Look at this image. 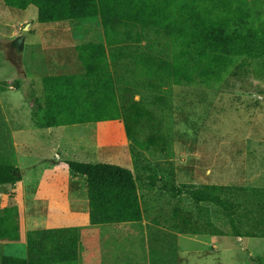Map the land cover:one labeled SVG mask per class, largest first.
<instances>
[{"label":"trees","instance_id":"trees-1","mask_svg":"<svg viewBox=\"0 0 264 264\" xmlns=\"http://www.w3.org/2000/svg\"><path fill=\"white\" fill-rule=\"evenodd\" d=\"M3 1L18 9L36 6L41 23L86 22L102 16L163 30L173 46L186 50L193 82L210 87L220 85L228 74L248 73L251 59H264L260 0ZM76 50L84 71L44 76L42 98L31 94L32 117L38 127L123 122L135 170L108 162L66 161L75 174L86 178L91 223L141 222L145 218L141 190L157 186L173 198L191 201L190 208L175 204L165 220L175 232L264 238V186L177 184L172 100L118 84L103 42L85 41ZM150 156L168 164V176L159 185ZM22 180L21 168L0 154V192L7 193V186ZM21 229L18 206L5 207L0 213V241L20 240ZM78 246L76 227L30 230L27 257L4 255L1 264H77Z\"/></svg>","mask_w":264,"mask_h":264},{"label":"rangeland","instance_id":"rangeland-1","mask_svg":"<svg viewBox=\"0 0 264 264\" xmlns=\"http://www.w3.org/2000/svg\"><path fill=\"white\" fill-rule=\"evenodd\" d=\"M260 1L264 3V0ZM37 15L38 10L34 5L18 9L0 0V154L11 161H14L11 127L33 124L31 94L34 91L38 98L43 96L41 78H37L36 82L29 81L23 74V70H26L24 63L40 57V52L30 56L26 54L24 62L23 38L28 41L45 39L44 31L57 24L41 23ZM63 26L78 30L84 41L106 42L118 84L135 87L140 93L162 94L172 100L173 161L177 184L211 181L238 184L240 176H246L247 168L241 164V157L248 150L241 148L240 143L264 142V59H251L246 66L248 73L241 77L228 74L220 85L210 87L193 82L186 50L173 46L170 35L163 30L102 16L86 22L70 21ZM123 126L122 121H104L84 123L74 128L80 131L79 135L90 140L92 137L97 138L93 134L96 130L100 131L99 139L105 138L110 131L117 137L116 148L102 147L104 155H93L86 161L108 162L127 168L133 166L135 170L128 140L125 143L120 141L125 138V130L120 135ZM76 145L77 140H64L58 148L62 159L57 164L65 172L70 169L64 159L74 157L71 153L77 150ZM36 161L26 158L19 166L28 188L34 184L33 177L36 174L54 166L49 162L30 164ZM149 163L158 172L159 185L168 176V164L157 156H150ZM261 163L264 164V161ZM248 172L254 177L264 176V172L255 169H249ZM19 186L20 183L9 185L6 191L12 193ZM141 192L144 193L147 220L166 224L165 220L175 204L191 207L187 197L173 198L160 192L157 186L152 191L144 187ZM4 201L5 197L0 193V208ZM216 223L223 226L222 220L217 219ZM199 238L215 237L203 235ZM181 243L186 249L181 252V256L188 264H247L250 253L264 255V238L261 237L239 239L219 236L218 249H210L208 253L196 252L195 249H199L197 243L189 241L186 236L181 238ZM120 250L114 249L111 244L108 255H119ZM120 256L127 264L142 262L137 254L128 249L122 250Z\"/></svg>","mask_w":264,"mask_h":264},{"label":"crops","instance_id":"crops-1","mask_svg":"<svg viewBox=\"0 0 264 264\" xmlns=\"http://www.w3.org/2000/svg\"><path fill=\"white\" fill-rule=\"evenodd\" d=\"M68 22L70 21H56L57 24L44 31L45 39L37 38L28 41L25 37L23 38L24 62L26 54L30 56L40 52L39 59L37 57L34 61L24 63L25 78L29 81L36 82L37 78L42 80L44 76L51 74H77L84 71L77 56L76 46L85 41L78 30L63 26ZM94 41L103 42L107 46L103 40ZM79 126L80 124L38 127L33 123L23 127H11L14 155L12 162L14 164L20 166L26 158H34L37 160L36 163L30 162V164L38 165L42 162H49L54 166L36 174L33 177L34 184L31 188L26 187L23 177L19 189L12 193L0 192L5 197L0 213L5 207L12 205L18 206L20 216L22 213L21 239L0 241V264L4 255L27 257V232L40 229L78 228L77 264H127L126 261H122L120 256L122 250L126 251L127 249L138 255L142 261L141 264H188L185 263L184 256H181V252L186 251L183 249L184 244L181 243V238L184 236L188 237L189 241L197 243L196 246L199 249H195L196 252L208 253L210 249L212 251L218 249L219 235H211L215 238L206 239L199 237L209 234L175 232L169 229L166 224L147 220L146 216L141 222L93 225L90 221L86 178L75 174L70 168L68 172H65L58 166V160L62 159L58 148L64 140H77V150L71 149L73 151L71 154H74V157L64 160L65 162L67 160L87 162L86 160L92 158L93 155H104L102 147L113 146L116 148L117 137L110 131L105 138L99 139L100 131L96 130L93 134L98 139L92 137L90 140L88 137L79 135L80 131L73 130ZM124 130L123 126L120 135ZM126 139L128 140L125 131V138L120 141L125 143ZM240 145L241 148L248 150L241 157V164H245L247 171L246 176H240L238 182H233L247 187L264 186V183L263 185L259 184L264 182V176L254 177L248 172L249 169H255L260 173L264 172V164L261 163L264 161V142L245 141ZM248 159L250 160L248 161ZM129 168L133 170V166ZM205 183L225 184L222 181ZM20 187L21 192L19 191ZM111 244L114 245V249H121L119 255L113 257L108 255ZM262 258L264 255L250 253L249 258L247 256V264H264Z\"/></svg>","mask_w":264,"mask_h":264},{"label":"built area","instance_id":"built-area-1","mask_svg":"<svg viewBox=\"0 0 264 264\" xmlns=\"http://www.w3.org/2000/svg\"><path fill=\"white\" fill-rule=\"evenodd\" d=\"M260 98H262V96H259Z\"/></svg>","mask_w":264,"mask_h":264}]
</instances>
